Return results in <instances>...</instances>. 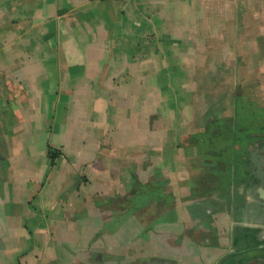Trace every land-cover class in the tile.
<instances>
[{
	"label": "crops",
	"instance_id": "1",
	"mask_svg": "<svg viewBox=\"0 0 264 264\" xmlns=\"http://www.w3.org/2000/svg\"><path fill=\"white\" fill-rule=\"evenodd\" d=\"M251 30L264 38V0H0V264H219L235 227L264 240V196H235L245 157L207 206L221 195L200 189L183 142L202 130L181 112L188 62ZM141 187L150 207L123 217Z\"/></svg>",
	"mask_w": 264,
	"mask_h": 264
},
{
	"label": "rangeland",
	"instance_id": "2",
	"mask_svg": "<svg viewBox=\"0 0 264 264\" xmlns=\"http://www.w3.org/2000/svg\"><path fill=\"white\" fill-rule=\"evenodd\" d=\"M257 32L258 30H251L252 43L249 45L236 44L231 54L226 53L223 49L225 46H216L217 52L214 55L218 59L204 61L201 71L193 66L195 62H188L190 71L187 76V86H190L192 90L185 93L184 104L188 108L181 109V112L184 113V120L192 116L191 126L193 128L202 130L197 134L192 133L187 141L183 142L185 145L196 147L192 143V137L200 138L199 143L208 139L212 146L219 142L225 143L227 140H230L232 144V140L235 139L236 154L241 153L242 160L245 157L243 161L250 168L251 174L260 177L262 180L260 182L264 185V109L262 110L264 108V38L260 37ZM225 57L227 59H222ZM193 90L198 93L195 95ZM215 135L218 136L217 143L214 140ZM199 164L204 170V175L200 180L202 183L200 189L206 193L217 190V195H221L219 202L216 201V203L207 198V206L221 211V204L232 196V166L235 165V169L233 168L235 175L238 166L235 162L227 161V170H224L226 172L219 173L212 161H206L201 157ZM241 183L238 177L235 178L236 199H240L242 195H250L253 198L264 196L263 187L258 189V185H252L253 181L250 183L251 186L243 187ZM147 192L146 189L139 192L138 205L130 204L128 197L126 204L123 205L127 207L123 217L135 210L150 207L149 203L142 202V199L146 200L145 193ZM157 212L158 209L154 208L148 215L157 216L159 220H162L164 217ZM169 212L173 213L174 207L170 206ZM212 213H217V211H212ZM203 222L208 224V221Z\"/></svg>",
	"mask_w": 264,
	"mask_h": 264
},
{
	"label": "trees",
	"instance_id": "3",
	"mask_svg": "<svg viewBox=\"0 0 264 264\" xmlns=\"http://www.w3.org/2000/svg\"><path fill=\"white\" fill-rule=\"evenodd\" d=\"M215 137L216 138H214V140L217 143L218 136L215 135ZM191 139L192 143H194L195 146L198 148L200 155H202L203 159H205L206 161H212L215 165V168L219 171L227 170V161L232 162V157L231 155L229 156V154L231 153L232 148L234 149L235 147V139L232 140V144L230 140H227L225 143L219 142L214 146H212L211 143L208 142V139L204 140L203 143L198 142L200 138L197 139V137H192ZM49 153L50 158L52 160L51 162L54 163V159L60 154V152L50 149ZM235 163L236 166H242L241 154H236ZM245 165L247 166V164ZM249 174L251 175V178L254 183L259 182L258 179L254 177L250 171ZM157 176L161 175H156V177ZM157 181L156 184L154 183V185L151 186L152 188L150 187L154 193L152 197L150 195V198H156L158 201H161V199L163 198V190L165 189L164 186L162 184L157 183ZM161 181L162 178L160 177V182ZM142 190L143 189L141 188L138 191L141 192ZM133 194H135V190ZM232 249L233 251L230 252L227 256H225L219 264H264V240L259 239L258 229L240 226L235 227L233 234Z\"/></svg>",
	"mask_w": 264,
	"mask_h": 264
}]
</instances>
